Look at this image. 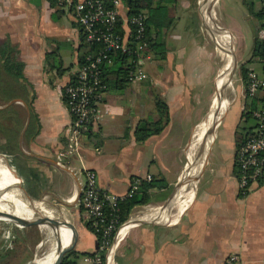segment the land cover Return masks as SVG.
<instances>
[{"label": "crops", "instance_id": "obj_1", "mask_svg": "<svg viewBox=\"0 0 264 264\" xmlns=\"http://www.w3.org/2000/svg\"><path fill=\"white\" fill-rule=\"evenodd\" d=\"M175 1V21L164 35L168 52L164 60L154 59L157 66L151 82L136 84L139 92L130 85L107 89L98 104L109 113L82 135L76 159L64 154L59 162V154L67 149L72 122L63 91L80 67L82 30L73 26L71 11L57 8L62 12L56 15L50 0H0V45L9 40L24 64L23 77L31 85V94L25 98L33 100L38 125L34 138H25L24 130L20 133L18 150L7 157L9 164L15 165L12 174L22 189L18 200L52 212L72 213L75 221H65L63 239L65 246H70L78 231L74 251L79 253L95 252L98 247L82 205L86 170L96 172L101 189L117 195L127 193L134 176L163 177L171 188L183 172L200 102L216 70L209 41L201 29L193 33L187 23L192 13L200 23L196 11L200 0ZM67 14L69 25L63 21ZM201 16L205 27L202 12ZM55 51L63 59L62 75L47 61L48 54ZM251 56L252 49L246 61ZM249 69L264 76V67L256 60ZM148 85L167 104L170 120L161 134L139 143L135 138L139 123L155 112L153 98L142 92ZM248 100L244 89L243 104L227 121V106L220 111L197 190L196 181L189 197L175 200L177 189L168 211H161L171 193L168 190L151 192L148 204L132 209L129 219L136 222L120 240L115 264H224L232 254L239 256V264H264V182L253 184L248 194L242 195L236 166L237 151L247 140L238 142L236 135ZM15 109L24 123L27 105L20 101ZM250 126L255 129V120ZM58 234L60 238L62 230L56 229L57 243ZM92 258L80 256L77 263L95 264Z\"/></svg>", "mask_w": 264, "mask_h": 264}, {"label": "built area", "instance_id": "obj_2", "mask_svg": "<svg viewBox=\"0 0 264 264\" xmlns=\"http://www.w3.org/2000/svg\"><path fill=\"white\" fill-rule=\"evenodd\" d=\"M257 1L264 14V0ZM57 7L73 13L75 20L86 34L88 44L103 46L98 54L87 57L86 63L77 70L74 81L64 88L63 95L72 122L67 149L65 153L58 156V161L61 162L64 154L75 159L78 157L77 148L82 135L90 132L109 113V110L101 107L98 101L107 88L101 66L111 63L110 54L117 51L128 55L135 54L134 67L128 76L130 86L148 81L145 65L148 60L152 59V56L145 53L147 15L140 14L129 18L121 0H111L110 5H106L103 0H57ZM120 19L122 23H119ZM119 24L124 32L119 30ZM133 26L135 27L134 34L131 30ZM133 37L135 41L131 40ZM259 38L264 42V17L259 30ZM259 91H264V76L250 70L245 97L250 99ZM252 117L256 122L255 129L240 145L236 155V166L239 171L238 186L242 195L248 194L253 184L264 182V109L253 111ZM85 177L82 205L91 226L97 232H101L100 251H108L119 241L121 231L127 225L134 223L133 220H129L120 225L119 205L133 198L142 182H151L153 177L150 175L132 177L130 188L123 195L112 194L101 189L98 176L93 170H86ZM91 260L95 264L102 262L99 253ZM224 264H239V256L230 255Z\"/></svg>", "mask_w": 264, "mask_h": 264}, {"label": "trees", "instance_id": "obj_3", "mask_svg": "<svg viewBox=\"0 0 264 264\" xmlns=\"http://www.w3.org/2000/svg\"><path fill=\"white\" fill-rule=\"evenodd\" d=\"M106 5H110L111 0H103ZM52 8L56 9V15L62 12L57 9V0H50ZM123 6L126 9V15L129 18L138 16L140 14H146L147 19L145 21V38L147 43L145 53L152 56V60L160 59L164 60L168 52V46L164 41V35L173 26L176 17V1L175 0H121ZM259 21L263 20L264 14L262 7L258 11L249 9ZM122 23V20H119ZM74 27L81 28L82 48L79 56L80 67L86 63V59L89 55H96L102 49L101 44H88L86 42V34L80 24L74 20L72 23ZM120 25V24H119ZM119 26V30L124 32ZM261 27V26H260ZM132 33H135V27H131ZM260 28L255 30L253 36V48L251 60L249 64L256 60L260 62L264 67V42L260 40L258 36ZM135 41L134 37L131 38ZM111 63L103 64V80L106 84V90L109 88L123 89L127 85L129 72L134 67V60H136L135 54L128 55L122 51H117L110 54ZM47 61L52 69L58 70L62 75L63 71V59L58 51L48 54ZM151 61V60H150ZM248 66L244 64L241 66V75L244 82V89H246L248 83V74L250 70ZM79 67V68H80ZM24 64L19 60L18 52L11 46V42L6 40L0 45V102L3 107L0 108V154L7 157H11L18 150L16 148V142L20 133L24 130L25 138H34L37 134L38 125L36 121V115L33 110V100L31 98H25L29 93L31 94V85L24 80ZM256 72V71H254ZM75 76L72 81H74ZM24 93V94H23ZM64 101L65 100V96ZM22 101L27 105L28 113L25 116L26 121L22 123L20 113L15 109L17 102ZM264 109V91H259L246 103L245 109L242 113V121L237 131V141L241 142L243 139L248 138L254 127H248L251 123H254L252 112L256 110ZM24 110V109H23ZM26 110H24L25 112ZM26 113V112H25ZM152 117L139 123L136 131L135 138L139 143L145 142L152 136L159 135L163 132L166 125L169 123L170 115L169 108L165 102L156 98L155 112L152 113ZM21 128V131L20 129ZM250 132L244 136L245 131ZM245 137V138H244ZM10 167L15 168L13 163ZM7 183L6 185H12L17 183L15 177H13L10 169H7ZM170 187L167 181L163 178H153L151 182H142L138 192L133 198L121 203L120 208V225L129 219V214L132 209L137 205H146L151 198V192L154 191H167ZM13 194V193H12ZM14 199L15 194L11 196ZM20 200V199H19ZM89 230L97 237L98 247L95 252L79 253L77 251H71L65 254L62 258L61 264H78L77 260L80 256H92L97 253L101 255L102 262L105 264L106 250L100 251L102 246L101 232H97L92 226L91 222L87 223Z\"/></svg>", "mask_w": 264, "mask_h": 264}, {"label": "rangeland", "instance_id": "obj_4", "mask_svg": "<svg viewBox=\"0 0 264 264\" xmlns=\"http://www.w3.org/2000/svg\"><path fill=\"white\" fill-rule=\"evenodd\" d=\"M207 3V0H200L198 2V5L196 6V11L198 12V20L200 23L195 21V15L192 13L191 17H189V20L187 23H190L191 25V31L193 33L199 32L201 29L204 36L207 38V40L210 43V48L212 51H214V68L216 70V74L212 78V80L207 84V88L205 89V92L203 94V99L200 102L201 108L199 116L196 117L195 125L193 129L192 135L197 132L198 127L202 124L207 122V118L209 117V114L212 110V104L214 101V98L216 94L220 91L221 84H222V76L220 73V69L223 65V55L221 52L217 49L216 44V37L213 31L210 30V28L207 26L206 17L205 14L202 12L201 8L204 4ZM201 6V8H200ZM261 5L259 1L257 0H217L215 4V10L213 12V19L214 23L218 25V30L221 32L220 29H224L231 33L232 36V45L233 50L237 58V64L235 66V59L232 62L231 66V73L232 76L236 71V75L233 78V81L227 88V102L223 104L220 107L221 111L225 106L226 107V118L230 119L233 116L234 109L237 106H240V104H243L242 102V92H244V82L241 75V66L244 64L245 66H248V56L251 52V49L253 47V34L254 31L261 28L262 21H259L258 18H256L253 14L250 13L249 9L252 8L254 11H258L260 9ZM205 20V27L203 25L202 16ZM63 21L66 24L71 23L70 16L67 14L63 17ZM220 35V33H218ZM214 42V43H213ZM231 45V47H232ZM156 66L155 60H151L146 63L145 69L148 75V83L151 82L153 75L156 73ZM249 67V66H248ZM231 76V77H232ZM135 92H139L138 85L132 86ZM146 90H142V92L147 93L148 98H153L154 102L156 101L157 95L155 94L154 87L148 85L145 87ZM148 113L150 112V107H147ZM153 113V112H152ZM149 115V118L152 117L153 114ZM218 115V114H217ZM220 118L218 119V122L220 123ZM201 123V124H200ZM218 123V125H219ZM200 124V125H199ZM218 125L216 127H218ZM219 135L221 134V127L219 126ZM211 139V138H210ZM193 140L191 139L190 146L186 149V157H185V164L183 168V172L177 182V184H172V187L168 192H174L179 190L180 186H182V176L185 173L187 169V165L189 163V160L191 157H193L195 150H193L192 146ZM220 145L217 146L219 148ZM216 148V146H215ZM203 163V162H202ZM202 163L200 165H202ZM7 169H10L12 172V168L9 164V159L7 156L0 154V185L2 189H0V197L4 195H8L11 197L13 194H15V197L21 196L22 197V189L19 185V180L15 177L17 180V183L12 185H6L7 183ZM185 170V171H184ZM201 170L198 172L197 176L200 175ZM196 181H194V184ZM179 184V187H178ZM198 186V181L196 183V190ZM178 192V191H177ZM13 193V194H12ZM191 192H184L182 194L183 200H185V196H190ZM25 202L24 200H20ZM5 201L0 200V212L7 213V212H14L16 209V201L13 199L8 203L7 205H4ZM27 208L31 211V214L33 217H50L52 219H68L74 223V217L72 216V213L66 214L62 211H50L45 208V206L42 205H35L31 203L25 202ZM84 209V207H83ZM85 211V209H84ZM34 212V213H33ZM15 215L28 219L26 216H23L19 214L17 211H15ZM85 215L88 218V215L85 211ZM32 217V218H33ZM130 220V219H129ZM127 220V221H129ZM89 221V220H88ZM20 222H24L23 220H20ZM44 228V229H43ZM47 228V229H46ZM51 228V227H50ZM53 230V227L51 228ZM42 233V234H41ZM45 234V235H44ZM59 234H58V242H59ZM55 244L57 246L56 237L54 239L53 236L50 235L48 231V227L46 226H27L24 227V225L17 226L13 223V221H3L0 220V264H31L36 262L37 260H43L46 257L49 256L51 252H54ZM114 247V245L109 248V252L106 251V260L105 264H107L108 256L110 254L111 249ZM119 250V246L115 249L114 255ZM44 251V252H43ZM108 252V254H107ZM46 254V255H45ZM37 258V259H36ZM114 258V256H113ZM102 259V258H101ZM111 264H115L113 262V259L110 260Z\"/></svg>", "mask_w": 264, "mask_h": 264}, {"label": "bare ground", "instance_id": "obj_5", "mask_svg": "<svg viewBox=\"0 0 264 264\" xmlns=\"http://www.w3.org/2000/svg\"><path fill=\"white\" fill-rule=\"evenodd\" d=\"M215 2H217V0H215ZM213 4H214L213 0H208V2L203 5L201 10L205 14L206 22L208 24L207 26L215 34L217 49L223 55V65H222V67L220 69V73H221V76H222V84H221L220 91L216 94V96L214 98V101H213V104H212L213 108H212V110H211V112L209 114V117L207 118V122L202 123L198 127V130H197V132L194 135V139H193L194 143H192V146H193V150H195V153H194L193 157L190 158L189 163L186 166L187 167L186 171L184 170L185 173L183 174L182 179H181L182 186H180V188L178 190L179 193L176 195L175 200L179 199L184 192H191L192 191L191 189H192V187L194 185V181H196L197 174H198V172L201 169V165L200 164L207 157L206 153L208 151V143H209L210 138H211V136L213 134V130L215 129L216 120H217L218 115L220 113V111H219L220 107L227 102L226 92H227V88L228 87H225V84H229L230 80L232 78L231 77L232 76L231 66H232V62H233L234 59H235V66L237 64V62H236L237 59L235 58V54L233 52V47H231L232 40H231L230 36L227 33H225L224 31H222L221 29H220L221 32H219L218 25L216 26V24L214 23V19L211 17L210 12H211V8L213 7ZM204 22H205V20H204ZM218 33H220V35H218ZM178 187H179V184H178ZM0 189H2L1 185H0ZM174 196H175V193H174ZM174 196L172 198L173 200H174ZM13 199L14 198L9 197L7 194L4 195V193H3V196L0 197V200L2 202L3 201L10 202ZM14 200L16 201V209H15V211H17L19 214H21L23 216H26L28 219L33 217L32 214H31V211L27 208L26 205H24L25 202L20 201L18 199H14ZM5 202H4V205H7L8 203H5ZM167 211H168V209H167ZM12 221L17 226H19V225H24L25 226L26 225L24 222H20V219H12ZM134 222H136V221H134ZM132 224L133 223L127 225V227H125L121 231V234H120V237H119V241L116 242V244L113 247L111 253L109 254V257H108L109 261L111 260V258L113 259L115 249L118 247V244H119L120 240L123 238L126 230L128 228H130L131 226H133ZM56 229H57V232H58V229L62 230V234H61V236L59 238L60 240H59L57 246L55 244V247H53L55 249L54 252H51L49 254V256L46 257L45 259L39 260V261L37 260L36 262L31 263V264H53L55 262V260H56V257L58 255V253L62 249L66 248L65 240L63 239L64 236H65L66 222L60 223L59 225H56V226H53V230L50 227H48V231H49L50 235L54 237V239H55V236H56Z\"/></svg>", "mask_w": 264, "mask_h": 264}, {"label": "water", "instance_id": "obj_6", "mask_svg": "<svg viewBox=\"0 0 264 264\" xmlns=\"http://www.w3.org/2000/svg\"><path fill=\"white\" fill-rule=\"evenodd\" d=\"M213 1L215 2V0H213ZM214 9H215V4H213V7L211 8V12H210L212 18H213ZM221 30L224 31L225 33H227L230 36L231 40H232V36H231V33L230 32H228V31H226L224 29H221ZM235 75H236V71L233 74V76H232V78L230 80V83L233 81V78L235 77ZM229 84H225V87H228ZM216 130H217V127H215V129L213 130L214 137H215ZM206 160H207V157L205 158V160L203 162L200 175L203 172V169H204L205 164H206ZM200 175L197 176L196 181L199 180ZM173 191L171 193H169L166 201L164 202V204H163V206L161 208V211L164 212L169 207V205L171 204V201H172V198H173V194H174ZM12 219H20V220L25 221V224L26 225L24 227H27V226H46V227H51L52 228L53 226H56V225H58L60 223H63L65 221L72 222V221H70L68 219H52L50 217H46V218L45 217H39V218L38 217H33V218H30V219H25V218L16 216L15 215V211L13 213L12 212H7V213L0 212V220H3V221H11ZM77 238H78V231L76 232V238L72 242V244L70 246L62 249L58 253V255L56 257V260H55V262L53 264H61V261H62L63 256L65 254H67V253L75 250L76 243H77ZM112 249H111V251H112ZM111 251H110V253H111ZM107 264H111L109 260H107Z\"/></svg>", "mask_w": 264, "mask_h": 264}]
</instances>
